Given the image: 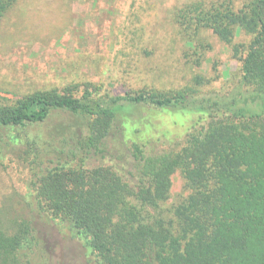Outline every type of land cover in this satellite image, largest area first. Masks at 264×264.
Returning a JSON list of instances; mask_svg holds the SVG:
<instances>
[{
    "label": "trees",
    "instance_id": "obj_1",
    "mask_svg": "<svg viewBox=\"0 0 264 264\" xmlns=\"http://www.w3.org/2000/svg\"><path fill=\"white\" fill-rule=\"evenodd\" d=\"M15 2L0 0V20ZM171 18L190 58L210 47L205 32L230 48V92H201L199 76L177 89L76 83L0 98V166L12 155L28 173L25 214L0 208V264L55 263L39 221L81 245V264H264V0H193ZM147 109L199 126L149 148ZM54 114L63 120L39 131ZM175 174L185 195L167 205Z\"/></svg>",
    "mask_w": 264,
    "mask_h": 264
},
{
    "label": "rangeland",
    "instance_id": "obj_2",
    "mask_svg": "<svg viewBox=\"0 0 264 264\" xmlns=\"http://www.w3.org/2000/svg\"><path fill=\"white\" fill-rule=\"evenodd\" d=\"M189 1L193 0H16L0 20V98L15 100L35 89H62L76 83L82 90L83 83H91L113 95L177 89L193 85V78L199 76L204 80L198 86L201 92H230L239 81V64L230 48L205 32L204 42L210 47H204L196 61L188 56L194 51L177 33L171 12ZM248 39L239 35L235 41ZM151 113L141 111L155 130L149 148L161 147L155 139L166 140L162 133H168L173 145L199 126L193 124L196 115ZM61 117L54 114L37 129L45 133ZM27 174L12 155L3 160L0 208L5 212L25 214ZM172 181L167 205L185 195L180 175ZM37 224L56 264H81L78 242L40 221Z\"/></svg>",
    "mask_w": 264,
    "mask_h": 264
}]
</instances>
